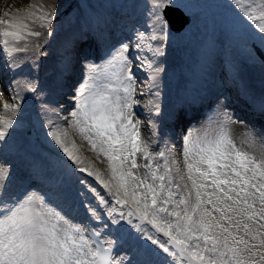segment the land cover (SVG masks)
Listing matches in <instances>:
<instances>
[{"label":"snow or ice","instance_id":"1","mask_svg":"<svg viewBox=\"0 0 264 264\" xmlns=\"http://www.w3.org/2000/svg\"><path fill=\"white\" fill-rule=\"evenodd\" d=\"M108 7L0 14V264H264V0ZM210 9L199 86L165 106L169 48Z\"/></svg>","mask_w":264,"mask_h":264},{"label":"rangeland","instance_id":"2","mask_svg":"<svg viewBox=\"0 0 264 264\" xmlns=\"http://www.w3.org/2000/svg\"><path fill=\"white\" fill-rule=\"evenodd\" d=\"M35 2H37V0H0V14H2V12L7 10L8 8H23V7H26L29 3H35ZM78 2L79 0H61V5H62L61 13H63L64 10L68 8L69 3L75 4ZM86 2L92 5L93 9L96 12L102 14L105 10L110 9L108 7L109 4L116 3L117 0H90V1L86 0ZM208 2L214 3L215 0H208ZM8 3H10L11 6L8 5ZM211 16H212V10L210 9L208 13V18L202 23L193 25L191 32L183 36L184 40H189V39L192 40L194 58L196 57L197 48H199V50L202 53L203 45L208 39L209 31H210ZM65 37H66V25L64 28L57 30L54 37L52 38L51 43L54 44L53 46L56 49V51L58 50L60 44L63 42ZM51 53H52L51 55H55L54 51H51ZM201 53H200V57H201ZM172 61H174V58L172 56L168 57L167 55V57L165 58V63L168 67V73L165 75L164 81L162 84V92L163 94H167V95L169 94L173 95L174 92L177 91L178 89L176 85V78H175L174 72L171 71L170 69V65ZM197 75H199V72ZM6 99H7V95H6ZM163 102L164 104H166L165 100H163ZM244 131H245V126L243 124L233 125V129H232L233 137L234 139L237 140V142H239V140L241 139V134ZM143 133L146 136L148 135L147 125H145ZM85 155L90 156L91 153H85Z\"/></svg>","mask_w":264,"mask_h":264},{"label":"bare ground","instance_id":"3","mask_svg":"<svg viewBox=\"0 0 264 264\" xmlns=\"http://www.w3.org/2000/svg\"><path fill=\"white\" fill-rule=\"evenodd\" d=\"M8 5L11 6L10 3H8ZM49 51H50V49H49ZM50 54H52L51 51H50ZM197 68H198V67H196L195 69H197ZM198 76H199V75H198ZM251 76H252V78L254 79V81H255L256 83L260 84V88H261V87H262V80H261L260 70H259L258 68L253 69V70L251 71ZM197 79L200 80V78L197 77V75H194V76L190 77V80H191L193 83H195V81H196V83H197L198 86H199V82L197 81ZM191 81H190V83H192Z\"/></svg>","mask_w":264,"mask_h":264}]
</instances>
